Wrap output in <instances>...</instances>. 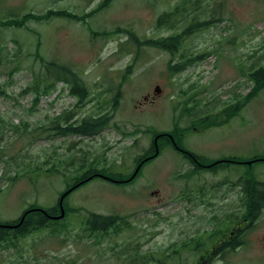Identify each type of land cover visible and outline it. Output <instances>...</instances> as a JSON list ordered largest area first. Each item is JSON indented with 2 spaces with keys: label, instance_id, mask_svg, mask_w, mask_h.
Returning <instances> with one entry per match:
<instances>
[{
  "label": "rangeland",
  "instance_id": "374dc122",
  "mask_svg": "<svg viewBox=\"0 0 264 264\" xmlns=\"http://www.w3.org/2000/svg\"><path fill=\"white\" fill-rule=\"evenodd\" d=\"M165 13H174L171 22L158 25ZM27 14L50 18L0 26L2 222L19 219L31 205L58 206L86 167L130 176L155 133L182 131L185 147L206 157L214 142L206 130L185 129L206 113L207 102L223 100L236 85L241 114L210 135L219 130L214 138L221 144L236 133L244 151L264 149V89L244 102L254 85L249 75L264 67V0H0V22ZM193 26L173 55L145 44ZM176 65L181 70L171 72ZM61 67L78 73L90 91L80 107L63 83L39 100L29 90L42 69L56 74ZM101 109L112 120L100 136L54 138L47 131L65 112L81 119ZM252 173L264 182V164ZM214 183L167 147L130 183L95 179L78 188L66 200L72 211L63 221L0 247V264H205L198 261L210 228L206 207L236 203L234 194H206ZM94 213L122 221L90 232ZM224 263L264 264V248L254 244Z\"/></svg>",
  "mask_w": 264,
  "mask_h": 264
},
{
  "label": "flooded vegetation",
  "instance_id": "af4514ba",
  "mask_svg": "<svg viewBox=\"0 0 264 264\" xmlns=\"http://www.w3.org/2000/svg\"><path fill=\"white\" fill-rule=\"evenodd\" d=\"M218 98L213 102H207L206 113L196 115L192 126L185 129L186 133L206 130V137L214 141L206 146V157L185 147L183 138L186 134L182 131L159 133L155 136L151 147L135 160V168L128 178L114 180L100 173L88 175V169H85L77 176L73 185L79 180H81L79 184L83 182L87 184L95 180L93 176L110 183L125 185L135 179L147 164L159 157L163 150L171 147L183 161L193 167L194 172L204 168L206 179L208 176L213 180L217 179V183L210 184L211 189L206 187V194L210 196L213 192L215 195L221 193V195L234 194L236 196L235 206L206 207V225L210 228H206V250L198 262L225 264L226 257L231 253H237L241 249H250L254 244L264 248V207L262 208L264 206V182L259 181L252 173L256 166L264 164V149H245L244 151L240 145H237L236 133L233 141L231 138H225L221 144L214 138L220 135L219 130L210 135L212 129H222L225 122L235 120L243 110L240 85H236L234 93L228 94L223 100ZM103 133L104 131L97 136ZM225 144L233 147L223 148ZM242 166L249 168L244 172L245 174L239 169ZM137 170L138 173L133 177ZM206 185H208L207 180ZM75 188L76 185L68 190ZM262 203L263 205H260Z\"/></svg>",
  "mask_w": 264,
  "mask_h": 264
},
{
  "label": "trees",
  "instance_id": "16d2710c",
  "mask_svg": "<svg viewBox=\"0 0 264 264\" xmlns=\"http://www.w3.org/2000/svg\"><path fill=\"white\" fill-rule=\"evenodd\" d=\"M50 14V13H49ZM49 14L46 15H35V14H27L25 15L22 20L21 19H12L7 21L0 22V26H17L20 27L25 21L27 20H42V19H49ZM56 15H64V14H56ZM66 15V14H65ZM68 15V14H67ZM174 13H165L161 15L158 19V25L166 26L168 25ZM69 18L73 17L72 15H68ZM203 23L202 26H206L210 24ZM194 26L188 28L181 34L172 35L167 38H162L160 40H147L145 42L146 45L156 46L160 49H163L170 54H175V52L179 49L182 44V40L191 32L193 31ZM133 38V37H132ZM187 63H191L188 60ZM54 65L52 63H49ZM181 65L171 66L170 71L173 73H178L181 68ZM131 68L128 69V72ZM60 72L56 74H50L48 69H42V74L35 77L34 83L29 88L35 95L36 100H39L40 97L50 94L53 90H56V86L59 83H63L65 86L68 87V94L75 99L78 100V106L80 107L85 101H87L90 97V91L87 88L84 80L76 73L75 71L67 68L61 67ZM61 73V74H60ZM250 80L253 82V88L247 94L244 102H249L253 97L257 96L258 93L264 89V67L260 68L259 70L251 73L249 75ZM0 94H5L3 90L0 89ZM247 103H244L245 105ZM80 105V106H79ZM103 109L99 111L96 115H91L87 117H82L81 119H77L75 121V113L74 112H65L62 115L56 116L53 118L48 124V130L54 136V138H62V137H83V138H93L103 131L107 130L111 124L112 116L109 112V109H106L102 112ZM17 128V127H16ZM159 134V133H158ZM157 134L155 133V136ZM155 139V137H154ZM155 140H153L154 142ZM153 144V143H152ZM85 167V166H83ZM88 169L87 174L92 175L93 173H100L104 174L114 180H122L126 179L129 176L126 175H119L112 171H108L107 169L99 170L94 166V168L86 167ZM94 179L95 176H93ZM134 180V179H133ZM131 180V181H133ZM81 180H79L76 185V188L69 193L66 198L64 199V209H65V217L71 213V209L66 205L67 198L74 192L76 189L85 185L86 182L79 184ZM130 181V182H131ZM128 182V183H130ZM69 186L65 191L72 186ZM62 193L61 196L64 194ZM257 201V199H255ZM254 204V203H253ZM260 205H263L260 204ZM264 206H262L263 208ZM60 208L59 205L53 207L51 209H43L37 205H31L21 215V217L15 221H6L2 222L0 220V247H10L16 246V242L20 238H26L30 236L32 233L51 229L54 224H58L61 220H52L49 216H58L60 215ZM122 221L121 218L117 216H106L101 214H91L87 220V225L90 227V232H107L108 230L112 229L115 224H119ZM54 231V230H51Z\"/></svg>",
  "mask_w": 264,
  "mask_h": 264
},
{
  "label": "water",
  "instance_id": "95a60500",
  "mask_svg": "<svg viewBox=\"0 0 264 264\" xmlns=\"http://www.w3.org/2000/svg\"><path fill=\"white\" fill-rule=\"evenodd\" d=\"M156 92L160 93V89L157 88ZM139 170V169H138ZM138 170L134 173L133 177L136 176V174L138 173ZM73 189L68 190L67 192H65L59 200V208H60V215L59 216H49L52 220H61L65 217V209H64V199L66 198V196L71 193ZM0 227H4V226H0Z\"/></svg>",
  "mask_w": 264,
  "mask_h": 264
}]
</instances>
